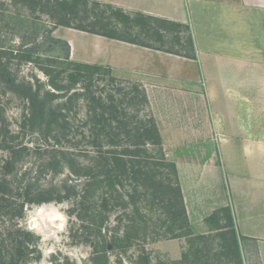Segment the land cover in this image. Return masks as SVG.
Masks as SVG:
<instances>
[{"label":"rangeland","instance_id":"obj_1","mask_svg":"<svg viewBox=\"0 0 264 264\" xmlns=\"http://www.w3.org/2000/svg\"><path fill=\"white\" fill-rule=\"evenodd\" d=\"M57 1L0 0V264H10V254L13 264H259L252 252L245 263L241 253L238 260L239 238L224 208L208 217L209 231L194 234L182 219L172 220L159 200L140 197L135 206L123 195L130 189L128 179L123 181L125 189L116 187V179L101 180L102 156L111 158L129 149L133 137L121 134L119 146L116 136L91 130L88 123L95 117L88 108L90 96H104L102 89L115 94L127 113L117 116L132 120L126 108L134 103L123 96L139 84L131 76L105 69L95 75L90 96L74 84L71 99L62 98L63 113L73 128L65 130L51 119V96L45 91L71 85L69 75L75 73H68L63 61L68 44L51 33L57 20L71 17ZM83 9L78 7L80 15ZM88 9V17L94 19L99 10L92 5ZM142 19L132 16L117 25L143 34L136 24ZM175 29L170 41L179 33L186 35V29ZM26 81L39 90V105L47 107L44 117L29 118ZM175 237L182 241L179 259L154 248L155 242ZM21 241L27 246L23 257Z\"/></svg>","mask_w":264,"mask_h":264},{"label":"crops","instance_id":"obj_2","mask_svg":"<svg viewBox=\"0 0 264 264\" xmlns=\"http://www.w3.org/2000/svg\"><path fill=\"white\" fill-rule=\"evenodd\" d=\"M96 1L188 26L193 56L65 26L52 34L70 59L109 66L144 88L191 232L206 233L208 217L228 208L244 263L252 252L264 264V0ZM154 248L182 255L177 237Z\"/></svg>","mask_w":264,"mask_h":264},{"label":"trees","instance_id":"obj_3","mask_svg":"<svg viewBox=\"0 0 264 264\" xmlns=\"http://www.w3.org/2000/svg\"><path fill=\"white\" fill-rule=\"evenodd\" d=\"M57 3L58 5L63 4L65 11L69 12L71 17L68 21L57 20L55 26H66L169 53L193 56V41L190 30L188 26L181 23L140 12H127L112 4L96 0H69L64 2L59 0ZM80 5L84 7L82 15L78 10ZM89 5H92L95 10H99L94 19L88 17ZM106 12H109V15H106ZM132 16L144 18V20L142 19L136 23L144 29L143 34L133 33L130 28L118 27V22L128 21ZM175 27L186 29V35L182 36L179 33V36L173 37L170 41L169 36L176 30ZM65 44L67 43L65 42ZM63 61L68 66V73L69 70L75 71L74 74L70 73L69 75L72 84L66 87L53 85V89L62 92L60 95L57 92L55 93V90H46L45 94L51 96L49 101L51 119L55 124L64 127L65 130H70L73 125L71 120L63 113V110L66 109L63 101L71 99V95L77 88L73 85L79 84L90 96L94 92L92 88L95 75L105 69L111 71V67L78 62L70 59L69 54L63 58ZM36 81L38 87L40 80L37 79ZM26 83L28 86L25 88L24 95L28 100L29 118L35 119L39 115L44 117L46 115L44 111L47 107L46 105H39V90H33L34 86L32 87L28 81ZM131 89L132 91L128 92L129 94L124 93L123 96L128 99V103H134V105L127 103L126 108L129 110L130 114L128 115H131L132 120L122 119L127 113L117 104L115 94L102 89L101 91L105 92L104 96H90L88 108L95 117L94 121L88 123L91 125V130L97 132V135L116 136L119 139L117 144L119 146L122 145V139H124L121 134L128 133L131 134L128 135L129 138L133 137L129 149L125 148L122 153L116 152V155L111 158L102 156L99 169L101 172L98 174L104 175L101 180H109L110 182L111 179H116V187L118 186L119 189H125L123 181L128 179L130 189L125 191L123 195L131 198V202L135 206L140 197H151L152 202L159 200L157 202L166 206L167 213L172 220L182 219L184 226L190 229L183 194L177 178L176 166L173 162L168 161L164 154L162 139L149 109L145 90L140 84H134ZM114 91L116 92V88ZM117 92L120 93V89ZM62 98L65 100H62ZM132 112L136 113L135 116L132 115ZM117 113L122 114L123 117H118ZM140 113L142 114L140 115ZM119 195L122 197V193H119ZM224 210L229 212L228 208H224ZM135 211H138L137 207H135ZM19 231L25 235L33 236L32 232H28L26 229H19ZM23 244L24 241H21V245H19L21 257L26 255L24 250L27 246H23ZM235 249L236 256L240 260L237 245H235ZM36 250L39 253L38 248ZM9 258L11 260L10 264H13V255L10 254ZM179 264H183V262Z\"/></svg>","mask_w":264,"mask_h":264}]
</instances>
